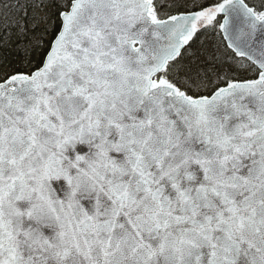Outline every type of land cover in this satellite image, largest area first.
Returning <instances> with one entry per match:
<instances>
[{
  "label": "snow or ice",
  "instance_id": "obj_1",
  "mask_svg": "<svg viewBox=\"0 0 264 264\" xmlns=\"http://www.w3.org/2000/svg\"><path fill=\"white\" fill-rule=\"evenodd\" d=\"M13 35L0 264H264V0H0Z\"/></svg>",
  "mask_w": 264,
  "mask_h": 264
},
{
  "label": "trees",
  "instance_id": "obj_2",
  "mask_svg": "<svg viewBox=\"0 0 264 264\" xmlns=\"http://www.w3.org/2000/svg\"><path fill=\"white\" fill-rule=\"evenodd\" d=\"M217 35H213L211 32L201 33L195 39V45L199 46L201 43L207 44L210 41L219 42L220 35L219 29H217ZM20 42L13 35L8 38V42L5 43L0 40V64H8L10 66H16L20 61L24 60L26 57V52L23 47L19 46ZM34 56V54H33Z\"/></svg>",
  "mask_w": 264,
  "mask_h": 264
}]
</instances>
